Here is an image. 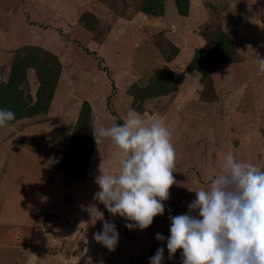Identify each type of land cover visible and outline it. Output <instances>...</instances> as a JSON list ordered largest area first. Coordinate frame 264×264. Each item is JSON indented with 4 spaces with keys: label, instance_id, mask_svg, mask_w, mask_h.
<instances>
[{
    "label": "rangeland",
    "instance_id": "1",
    "mask_svg": "<svg viewBox=\"0 0 264 264\" xmlns=\"http://www.w3.org/2000/svg\"><path fill=\"white\" fill-rule=\"evenodd\" d=\"M143 1L0 0V83L31 52L60 69L45 114L0 128V264H149L161 247L162 264H181L182 249L169 260L166 240L155 239L168 237V217L188 211L228 154L264 169V73L255 59L264 58V0H189L185 17L173 0L162 1L160 16L147 15ZM217 34L232 41L235 55H215L203 79L187 71L197 49L214 52ZM161 72L181 78L175 91L140 100L136 111L139 91ZM25 73L20 88L32 104L38 84L33 69ZM84 101L93 130L133 109L148 123L161 117L171 133L176 183L164 215L143 231L126 228L133 222L94 198L100 170L119 168L111 141L94 142L82 178L58 168ZM99 213L118 230L114 251L93 239Z\"/></svg>",
    "mask_w": 264,
    "mask_h": 264
},
{
    "label": "clouds",
    "instance_id": "2",
    "mask_svg": "<svg viewBox=\"0 0 264 264\" xmlns=\"http://www.w3.org/2000/svg\"><path fill=\"white\" fill-rule=\"evenodd\" d=\"M255 59L259 72L264 73V58L257 54ZM15 118L11 109L0 108V128ZM92 135L97 148L106 139L111 141L119 162L114 174L100 170L94 198L112 217L133 222L125 224L129 230L147 229L154 217L164 215L163 202L176 183L175 148L163 119L154 116L148 123L130 109L122 124L100 126ZM208 185L194 191L195 199L186 213L168 217L167 238L156 234L157 241L166 240L168 259L182 249L181 264H264V169L228 154ZM98 218L102 230L93 239L114 251L118 230L102 213ZM164 251L158 248L149 264H162Z\"/></svg>",
    "mask_w": 264,
    "mask_h": 264
},
{
    "label": "trees",
    "instance_id": "3",
    "mask_svg": "<svg viewBox=\"0 0 264 264\" xmlns=\"http://www.w3.org/2000/svg\"><path fill=\"white\" fill-rule=\"evenodd\" d=\"M162 1L144 0L139 6V10L147 15L160 16L163 9ZM173 3L176 12L180 16H187L189 0H173ZM214 38L211 44L214 52L211 49H197L186 68L187 71L199 72L202 79L207 75L209 64L214 63L215 55L223 54L227 58L235 55L232 41L227 36L217 34ZM18 57L12 63L7 81L0 83V108L11 109L16 116L15 120L11 121L9 126L22 119L29 120L34 116L45 114L48 111L60 74L57 63L44 58L40 60L39 56L33 52ZM47 58L52 60L50 56ZM27 68L34 70L35 80L38 84L35 92L36 100L32 104H29V99L23 98L20 88L24 84ZM162 73L152 78L155 80V85L153 82H150L139 91L140 97L138 98L136 96V99L133 101L136 111L142 112L140 100L155 96H164L175 91L176 83H179L181 78H178L176 82V80H172L170 75H164ZM91 119L90 105L87 101H84L78 110L73 131L58 166L59 169L74 178L83 177L85 172L83 169L85 165L84 160L91 154L90 151L95 142L92 135ZM122 123L123 121L120 118L116 119V124Z\"/></svg>",
    "mask_w": 264,
    "mask_h": 264
}]
</instances>
